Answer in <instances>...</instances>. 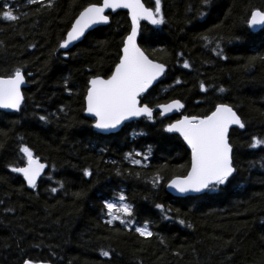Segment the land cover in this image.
I'll return each instance as SVG.
<instances>
[{"label":"trees","instance_id":"trees-1","mask_svg":"<svg viewBox=\"0 0 264 264\" xmlns=\"http://www.w3.org/2000/svg\"><path fill=\"white\" fill-rule=\"evenodd\" d=\"M5 2L19 18L0 19V75L22 66L27 87L19 112L0 111V264H21L24 258L50 264H264V148L249 146L253 136L264 138V30L254 33L243 23L252 10L264 9V0H212L203 9L200 0H161L165 23L142 22V33L153 39L139 43L167 71L142 102L155 108L180 99L185 108L171 118L154 112L153 120L141 118L110 135L94 131L84 96L88 79L106 77L117 62L130 31L128 13H110L109 25L89 32L65 56L59 44L91 0L0 5ZM143 2L154 7V0ZM205 34L221 38L226 59L201 39ZM220 102L234 106L245 121L244 129L229 136L235 179L201 196L175 198L166 184L184 173L190 152L163 125L202 115ZM41 115L48 121H40ZM21 144L46 164L32 190L9 167L26 164ZM149 147L140 165L125 158ZM84 168L92 175L84 176ZM157 174L161 180L153 185ZM121 192L133 206L135 226L147 221L152 237L119 221L107 223L103 201L116 202ZM156 204L171 209L168 219ZM102 249L110 256H102Z\"/></svg>","mask_w":264,"mask_h":264},{"label":"snow or ice","instance_id":"snow-or-ice-1","mask_svg":"<svg viewBox=\"0 0 264 264\" xmlns=\"http://www.w3.org/2000/svg\"><path fill=\"white\" fill-rule=\"evenodd\" d=\"M29 4H40L43 0H27ZM54 0H48V6L53 5ZM212 0H200L201 8L210 7ZM127 9L130 16L131 26L127 35L122 37L121 47L113 68L106 77L93 75L87 81L86 94L84 96V111L93 118V127L101 132H108L119 128L125 121L133 118L145 117L148 120L154 119V108L148 103L142 102L146 99L145 93L159 77L164 75L166 65L150 59L141 48L138 41L148 43L153 36L145 35L141 30V21H148L151 25L159 26L165 23V17L161 10V0H154V7H146L142 0H91L83 7L78 16L75 17L66 38L62 40L59 47L67 49L69 45L85 36L87 30L94 25H106L110 17L106 10ZM198 15L204 17L206 13L199 11ZM19 18L14 10V5L5 2L0 5V19L5 21H16ZM249 30L260 28L264 30V9H254L248 18L243 22ZM201 39L207 43H214L213 51L218 56H223L220 47V37H209L202 35ZM232 39L239 41L241 37L234 36ZM34 46V45H33ZM67 56L68 52H64ZM184 68H190L188 60L183 61ZM30 75V74H29ZM25 72L23 67H16L7 75H0V109H11L19 111L24 102V94L21 86L25 84ZM174 83L179 84L177 78ZM67 84V80H65ZM201 91H207L204 83L199 85ZM219 92H225L223 87ZM185 105L180 99H172L167 103L155 105L159 115L179 111ZM40 121L47 122L48 117L41 115ZM232 126L245 128V121L241 115L229 103H216L214 107L202 115H182L179 119L163 125V130L168 133H176L182 137L190 149V159L187 165L182 166L185 171L181 175H173L167 182L169 188L179 193H206L227 185L235 179L237 171L233 158V145L230 142L229 130ZM252 148H264V138L253 136L251 138ZM20 153L26 158L24 166L9 165L11 171L22 174L27 185L37 188V179L41 176L46 165L40 162V158L34 155L33 150L21 144ZM151 154L149 147L146 152L131 151L125 154L132 164L140 165L147 161ZM135 157H140L136 159ZM264 167V162L261 163ZM119 174V173H117ZM84 176H91L89 168L83 169ZM161 176L157 174L153 179V185L160 182ZM60 189L64 187L63 182H56ZM50 191L56 193L57 187H51ZM79 195V194H76ZM123 192L116 197V201H103L105 215L108 224L119 221L121 224L134 227V231L141 237H152L153 232L145 221L140 226H135L132 219L133 206L125 202ZM156 208L165 213L164 218L171 209H165L163 205L156 204ZM184 223L183 220L180 221ZM191 227V225H189ZM110 251L101 250L104 257L110 256ZM21 264H50L49 261L24 258Z\"/></svg>","mask_w":264,"mask_h":264},{"label":"water","instance_id":"water-1","mask_svg":"<svg viewBox=\"0 0 264 264\" xmlns=\"http://www.w3.org/2000/svg\"><path fill=\"white\" fill-rule=\"evenodd\" d=\"M142 2H143V0H142ZM144 3V2H143ZM145 4V3H144ZM146 6V5H145ZM147 7V6H146ZM120 11H124V12H127L128 13V10L127 9H116V10H106V14H116V13H118V12H120ZM128 17H129V20H130V16L128 15ZM142 22H145V23H147V24H149V25H151L150 24V22H148V21H141V23ZM109 23H110V20H109ZM109 23L108 24H106V25H94L92 28H90L89 30H87L86 31V33H85V36L89 33V32H91V31H93V30H95V29H97V28H99V27H103V26H107V25H109ZM130 24H131V20H130ZM151 26H154V25H151ZM261 29L260 28H257V29H252L251 31L252 32H254V33H256V32H258V31H260ZM85 36H83V37H81L78 41H74V42H72L70 45H69V47L67 48V49H62V48H60L62 51H64V52H66V51H69V50H71L74 46H76L78 43H80V42H82L83 41V39L85 38ZM65 38H66V36H65ZM139 42V41H138ZM146 54V53H145ZM147 55V54H146ZM166 71H167V67H166ZM165 71V72H166ZM165 74V73H164ZM163 76L164 75H162L161 77H159L158 78V80L157 81H155L154 83H153V85L149 88V90H148V92L154 87V86H156L157 84H158V82L163 78ZM25 81H26V77H25ZM26 87H27V82H25V84L24 85H22L21 86V90H22V92L26 89ZM148 92L147 93H145V96L148 94ZM163 104V103H162ZM22 106V105H21ZM185 108V107H184ZM184 108L183 109H180L179 111H174V112H171V113H166L164 116H162L163 118H171V117H174V116H176V115H178V114H180L183 110H184ZM0 111H2V112H6V113H17V112H19V111H15V110H11V109H0ZM154 112H159V110H156L155 108H154ZM85 115H86V117H88V118H90V119H92L93 120V118L91 117V115L90 114H88V113H86L85 112ZM141 118H145V117H139V118H133V119H131V120H128V121H125L124 122V124H122L119 128H117V129H113V130H110V131H108V132H101L100 130H98V129H95L94 127H93V129H94V131L96 132V133H98V134H101V135H110V134H116V133H118V132H120L121 130H122V128L126 125V124H128V123H130V122H133V121H138V120H140ZM179 119V118H178ZM235 128H239L238 126H232L231 128H230V130H229V136H230V133H231V130L232 129H235ZM168 133V132H167ZM169 134H171V135H176V136H178V137H180L178 134H176V133H169ZM181 139H182V137H180ZM182 141H183V139H182ZM183 143L185 144V146H186V148L188 149V151L190 152V149L188 148V146L186 145V143L183 141ZM41 162V161H40ZM42 163V162H41ZM46 165V164H45ZM45 171H46V167H45V169H44V171L41 173V176L37 179V184H38V182H39V180L41 179V177L44 175V173H45ZM21 176H22V174H20ZM22 179H23V181L25 182V184H26V186H27V188L28 189H31L32 190V188H30L28 185H27V183H26V181L24 180V178H23V176H22ZM166 191L170 194V195H172L173 197H175V198H181V199H184V198H187V197H196V196H201V195H203L204 193H179V192H177L175 189H172V188H169L168 186H167V184H166Z\"/></svg>","mask_w":264,"mask_h":264},{"label":"rangeland","instance_id":"rangeland-1","mask_svg":"<svg viewBox=\"0 0 264 264\" xmlns=\"http://www.w3.org/2000/svg\"><path fill=\"white\" fill-rule=\"evenodd\" d=\"M117 202V201H116Z\"/></svg>","mask_w":264,"mask_h":264}]
</instances>
